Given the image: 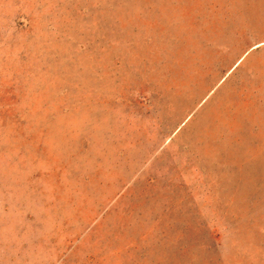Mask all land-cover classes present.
Returning <instances> with one entry per match:
<instances>
[{"label":"rangeland","instance_id":"obj_1","mask_svg":"<svg viewBox=\"0 0 264 264\" xmlns=\"http://www.w3.org/2000/svg\"><path fill=\"white\" fill-rule=\"evenodd\" d=\"M0 264H264V0H0Z\"/></svg>","mask_w":264,"mask_h":264}]
</instances>
